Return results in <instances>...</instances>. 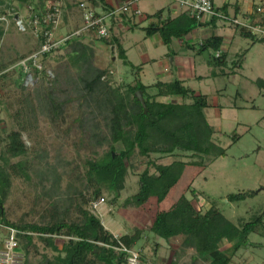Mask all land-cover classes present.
I'll list each match as a JSON object with an SVG mask.
<instances>
[{
	"label": "rangeland",
	"instance_id": "rangeland-1",
	"mask_svg": "<svg viewBox=\"0 0 264 264\" xmlns=\"http://www.w3.org/2000/svg\"><path fill=\"white\" fill-rule=\"evenodd\" d=\"M253 1L261 7L263 0H246L245 4L249 7ZM81 2L88 0H64L67 19L59 35H66L82 23V13L78 10ZM223 2L216 0L218 8ZM144 24L148 26L147 21ZM4 30L0 43V138L5 139L12 131H21L28 155L12 158L10 164L24 160L30 167L28 178L8 169L12 187L0 212L5 213L9 222L48 225L59 218L69 223L78 222L81 220L79 206H82L116 237L141 231V240L136 245L143 257L141 264H209L199 258L183 238L165 241L153 236L150 228L159 210L171 209L187 189V197L196 209L205 211L216 203L238 228L264 214V87L256 84L257 80H264V42L245 38L235 30L233 44L226 51L222 50L224 64H205L207 69L198 72L206 76L202 79L206 82L188 85L208 97L210 107L204 112L214 128L213 140L226 150V156L218 158L202 172L195 167L187 168L175 190L161 193L146 205L137 207L131 201L138 193L139 178L149 167V160L136 154L129 163L125 189L118 196L103 190L100 198L105 199V204L93 213L89 203L85 205L87 200L94 199L93 188L85 181L86 162L106 154L109 133L103 116H99L81 81L86 70L74 64L73 47L65 45L44 62L46 72L24 85L22 90L15 83L20 69L12 67L37 50L38 43L32 44L34 37L29 32H20L13 20ZM126 34L122 40L125 39L126 47H131L128 58L139 66L145 59L140 57L137 44L145 33L137 29L134 39L128 41ZM74 40H81L93 49L92 70H109L110 78L105 81L109 80L113 87L135 81L137 71L117 58L111 46L102 49L95 47L94 40ZM179 41L184 42V39ZM188 42L191 44L190 40ZM146 81V84L154 82ZM51 100L61 105L59 112L53 111ZM165 100L177 101V98ZM4 147L3 141L0 152ZM176 159L152 155L151 160L168 165ZM182 160L190 161L189 158ZM149 169L152 173L155 171L152 166ZM244 193L251 195L243 201H228L230 195ZM260 229L264 230V223ZM5 236L6 233L0 231V243ZM33 237L29 254L23 252L24 264L54 261L57 252L37 234ZM66 240V237H56L55 244L61 249ZM25 242L23 240L22 246ZM237 242L238 238L232 245ZM231 264H264V231L252 233Z\"/></svg>",
	"mask_w": 264,
	"mask_h": 264
},
{
	"label": "trees",
	"instance_id": "trees-1",
	"mask_svg": "<svg viewBox=\"0 0 264 264\" xmlns=\"http://www.w3.org/2000/svg\"><path fill=\"white\" fill-rule=\"evenodd\" d=\"M14 1L27 3L29 6L35 7L37 13L43 15L49 0H39L37 3L34 0H1L0 6L2 5L3 8L0 11L17 13L18 10L13 7ZM117 1L120 6L128 0ZM88 3L92 4L97 12H100L97 10L100 6L105 10L104 13L114 9V5H111L108 0H88ZM228 8L229 5L226 4L219 10L229 14ZM259 8L262 10L261 13L258 12ZM66 10L67 6L65 5L61 25L57 31L58 36H62L59 35V31L64 19H67ZM127 14L123 13L121 16ZM160 15V12L155 14L156 17H161ZM247 15H249L247 17L252 24L264 23V0L261 7H258L257 4L254 5L251 14ZM160 21L147 27L145 32L147 36L159 33L164 43L168 45L172 39H184L198 26V20L193 15H183L177 19ZM212 21H217V19H212ZM4 28V25L0 26V43L5 33ZM77 28L75 27L66 35H70ZM236 29L240 31L241 36L259 41L247 30ZM29 33L31 32L29 31ZM42 40L43 38L38 41V48ZM103 42L115 47L118 57L123 60L124 64L137 72L135 81L123 84V87H113L109 80L105 81L106 78H110L109 70H92L94 55L92 48L81 40L72 39L66 43L67 46L73 47L74 64L84 66L83 68L86 70L81 81L85 85L87 96L94 101L99 116H103L109 133L107 139L109 150L102 158L86 162L85 181L88 187L93 188L94 199H99L105 189L118 196L125 189L131 159L136 154L147 158L149 167L152 166L155 171L152 173L148 167L140 175L138 193L131 201L135 206L142 207L151 198L175 190L187 168L195 167L199 169V172H202L218 158L226 156V150L213 140L214 128L210 125L204 112L210 107L206 95L198 94L184 86L183 82L179 80L172 83L160 82L152 86L144 85L138 79L140 67H135L128 61L126 53L117 39L113 36L111 40H103ZM222 44V37L213 35L198 46L197 54L203 56L205 52H209L210 57L214 59V63H210L211 65L224 64L225 55L222 52ZM217 53L220 54L219 57H217ZM50 56L48 55L44 62ZM23 58L25 57L21 59ZM25 77V73L20 70L19 77L15 82L22 90L25 88ZM256 84L259 87H264V80H257ZM150 88H156L157 92L150 94ZM138 91L143 92L148 109L147 114L135 96ZM173 97L180 98L181 102L160 101L161 98ZM51 102L53 111L59 112L61 105L55 104L52 100ZM3 141L5 147L0 152V206L4 205L12 187L11 172L8 169L10 168L13 173L16 172L26 178L29 177L30 170L27 161L24 160L13 165L10 164L12 158H22L28 155L27 146L22 139V132L12 131L5 139L0 138V144ZM118 147L121 149L118 150ZM152 155L172 156L177 159L168 165L158 164L155 160H151ZM183 158H189L190 161L186 162L182 160ZM250 195V193L230 195L228 201L233 203L243 201ZM90 202L87 200L85 205ZM79 212L81 220L72 223L59 218L56 222L48 225L29 223L17 225L9 222L2 211L0 212V221L4 225L14 227L24 233L19 235V241L25 254H29L28 247L33 242L34 234L40 236L48 246L57 252L54 261L47 264H129V254L122 248L136 250V245L141 240V231L137 230L133 234L116 237L90 211L79 206ZM263 223L264 214L253 222L244 223L241 228H238L225 217L216 203H212L211 207L205 211L200 208L196 209L187 197L186 189L171 209L159 210L156 213L150 231L153 236L160 237L165 241L183 238L185 243L192 245L199 258L208 261L209 264H231L242 244H246L252 233H263L264 230L260 229ZM56 237L67 238L61 249L55 244ZM237 238L239 242L232 245ZM23 240L26 241L24 246H22ZM136 251L140 254L139 262L141 264L143 257H141L140 251Z\"/></svg>",
	"mask_w": 264,
	"mask_h": 264
},
{
	"label": "built area",
	"instance_id": "built-area-1",
	"mask_svg": "<svg viewBox=\"0 0 264 264\" xmlns=\"http://www.w3.org/2000/svg\"><path fill=\"white\" fill-rule=\"evenodd\" d=\"M138 1L128 0L120 6L114 4V9L108 13L97 12L92 4L81 2L79 4V10L82 13V23L77 30L73 31L70 35L64 36L57 35L65 6L63 0H49L43 15L37 13L33 6L27 7L25 10L27 15L25 16L19 12H0V26H7L10 20H13L20 32L27 33L30 31L38 41L43 38L37 50L20 60L12 68L22 70L26 75L24 85L29 84L33 79L40 78L46 72V66L44 64L45 58L61 50L69 40L76 38L85 39L86 37H93L99 41L111 40L113 38V31L110 25L112 19H118L123 13H134L137 17L143 15L139 9L135 8ZM175 1L199 21L217 19V21H222L232 27L245 29L254 35L257 40L264 41L263 22L252 24L248 19L242 21L235 16L225 14L216 7L215 0ZM258 12H262L261 8L258 9ZM219 56L220 54L217 53V57ZM104 204L105 199L101 197L92 200L89 207L95 213ZM0 231L6 233L5 238L0 243V264H24L25 255L20 247L19 241V235L24 233L14 227L4 225L1 221ZM122 250L129 254V264H140L139 252L136 250H128L125 247Z\"/></svg>",
	"mask_w": 264,
	"mask_h": 264
},
{
	"label": "crops",
	"instance_id": "crops-1",
	"mask_svg": "<svg viewBox=\"0 0 264 264\" xmlns=\"http://www.w3.org/2000/svg\"><path fill=\"white\" fill-rule=\"evenodd\" d=\"M245 1L246 0H224L220 7L222 8L227 4L229 5V15L235 16L237 18H239L238 16H241L245 20H249L247 17L249 15L247 14H251L253 6L256 5L257 2L253 1L254 3L248 7L247 3L245 4ZM108 2H111V5H116L118 1L108 0ZM25 4L27 3L14 1V5L20 9L18 12L24 16L27 15L25 10L28 7V5ZM215 5L218 8L216 0ZM22 7L23 9H21ZM135 8L139 9L143 13L141 17H137L132 13H128L127 15L120 16L116 20H112L110 25L114 38L117 39L118 43L122 46L128 61L132 65H134L133 62L128 58L130 53L129 49H131V47L125 46V39L123 38L122 40V36L124 33H127L126 41H128L130 38L134 39L135 30L137 29H141L142 32L145 33V36L140 38L141 43L137 44L140 57L144 58L145 60L139 66H134L140 67L138 79L146 86H152L160 82L172 83L176 80H179L183 82L184 86L196 91L192 88V86H188L189 83L194 82L201 84L206 82L202 80L206 78V76H202L198 70L207 69V65L205 64L211 65L210 63H213L211 61H206L203 56L197 54L196 47L202 45V43L211 38L213 35H216L222 37V50L226 51L235 40L234 31L237 30L235 27L227 25L222 21L198 20V26L184 38V42H181L178 39H172L168 45L164 43L159 33L147 36L145 29L151 25L157 24L160 20V22H162L164 19H177L183 15L191 14L182 8L175 0H139ZM97 10L100 12L105 11L101 6L97 8ZM159 12L161 17H156L155 14ZM145 21H147L148 26L147 24H144ZM29 34L33 36L31 33ZM85 39L94 40L92 42L97 48H108L103 41H99L93 37H86ZM135 40L137 41L138 39L135 38ZM188 40L191 41V44L188 42ZM31 43L36 44L38 43V40L34 37V41ZM109 48H111L114 52V55L119 58L116 48L113 46ZM199 58L202 60V62L198 60ZM144 80L154 82L146 81V84ZM156 92V88L149 89L150 94H155ZM196 92L198 94H202L201 92ZM173 98H177L176 102L181 101V99L178 97ZM165 99L170 98H161L160 101L167 102Z\"/></svg>",
	"mask_w": 264,
	"mask_h": 264
},
{
	"label": "water",
	"instance_id": "water-1",
	"mask_svg": "<svg viewBox=\"0 0 264 264\" xmlns=\"http://www.w3.org/2000/svg\"><path fill=\"white\" fill-rule=\"evenodd\" d=\"M203 57L205 58L206 61H211V62L214 63V59L209 56V52H205L203 54ZM135 96H136L137 100L141 103V105L143 106V108L145 109V114H147L148 109H147V106H146V103H145V99L143 97V92L142 91H138L135 94Z\"/></svg>",
	"mask_w": 264,
	"mask_h": 264
}]
</instances>
